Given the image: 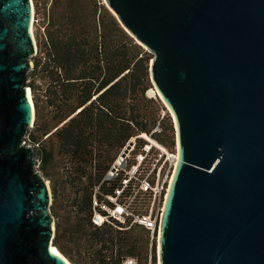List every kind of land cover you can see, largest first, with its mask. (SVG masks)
Listing matches in <instances>:
<instances>
[{
    "label": "water",
    "instance_id": "1",
    "mask_svg": "<svg viewBox=\"0 0 264 264\" xmlns=\"http://www.w3.org/2000/svg\"><path fill=\"white\" fill-rule=\"evenodd\" d=\"M104 3L152 54L174 119L157 263L264 264V0ZM34 16L33 0H0V264H71L54 247L52 189L27 141Z\"/></svg>",
    "mask_w": 264,
    "mask_h": 264
},
{
    "label": "trees",
    "instance_id": "2",
    "mask_svg": "<svg viewBox=\"0 0 264 264\" xmlns=\"http://www.w3.org/2000/svg\"><path fill=\"white\" fill-rule=\"evenodd\" d=\"M49 2L28 74L36 119L27 141L52 183L54 244L73 264H123L127 257L158 264L157 239L151 240L149 229L92 222L94 190L101 184L111 193L118 185L103 180L130 138L152 133L160 122L162 131L153 136L168 147L176 144L171 116L162 118L161 102L147 94L152 54L103 0ZM143 143L139 138L137 149ZM54 167L62 176H55Z\"/></svg>",
    "mask_w": 264,
    "mask_h": 264
},
{
    "label": "built area",
    "instance_id": "3",
    "mask_svg": "<svg viewBox=\"0 0 264 264\" xmlns=\"http://www.w3.org/2000/svg\"><path fill=\"white\" fill-rule=\"evenodd\" d=\"M161 131L159 122L152 133L133 136L121 149L103 180H118V185L111 193L102 191L101 184L94 190L92 222L95 225L113 224L128 229L138 224L150 230L152 241L155 237L158 240L165 199L179 159L177 141L171 148L153 136ZM139 138L144 143L137 149ZM123 264L139 262L137 258L127 257Z\"/></svg>",
    "mask_w": 264,
    "mask_h": 264
},
{
    "label": "rangeland",
    "instance_id": "4",
    "mask_svg": "<svg viewBox=\"0 0 264 264\" xmlns=\"http://www.w3.org/2000/svg\"><path fill=\"white\" fill-rule=\"evenodd\" d=\"M40 1V3H39V6L38 7H36V3H35V0H33V3H34V9H35V19H36V21H34V23H33V30H34V33H35V36H36V40H37V43H38V31L41 33V34H43V32H44V27H43V25H44V22H45V20H46V14H47V10L50 8V0H39ZM103 2H104V0H103ZM36 11H37V13H36ZM151 83H152V81H151ZM153 89H155V87L153 86V84H152V86L149 88V90H148V92H147V94H148V96L149 97H153V98H155V99H157V100H159L160 102H161V104H162V106H163V108H162V111H161V117L163 118H168V116H171V118H172V120H173V122H174V119H173V117H172V114L170 113V111H169V109H168V107L165 105V103L162 101V99L159 97V95L157 94H155L154 92H153ZM156 90V89H155ZM176 130V129H175ZM29 143V142H28ZM31 144V143H30ZM37 169H39V167L37 168ZM53 172H58V173H56V177L58 176V175H60V176H62V172H63V170L62 169H59V167H54L53 168V170H52ZM46 178V177H45ZM47 179V181H49V183H50V186H51V189H52V183H51V180L50 179H48V178H46ZM53 194V193H52ZM52 202H53V200H52ZM65 205H66V202H62L60 205H58V206H60V207H58V212H59V214L61 215L63 212H64V209H65ZM51 212H52V210H51ZM53 214V213H52ZM54 216V215H53ZM54 221H55V230H56V222L58 221V217L57 216H54ZM65 255V254H64ZM66 256V255H65ZM67 257V256H66ZM68 258V257H67ZM69 259V258H68ZM70 260V259H69ZM71 261V260H70ZM71 263L73 264V262L71 261Z\"/></svg>",
    "mask_w": 264,
    "mask_h": 264
},
{
    "label": "bare ground",
    "instance_id": "5",
    "mask_svg": "<svg viewBox=\"0 0 264 264\" xmlns=\"http://www.w3.org/2000/svg\"><path fill=\"white\" fill-rule=\"evenodd\" d=\"M29 92H30V94H31V96H32V91H31V89H30V87H29ZM153 92L157 95L158 93L156 92V90L155 89H153ZM170 110V109H169ZM171 111V110H170ZM59 252H61L60 250H59V248L57 247V246H54ZM62 253V252H61ZM72 264V263H71Z\"/></svg>",
    "mask_w": 264,
    "mask_h": 264
}]
</instances>
